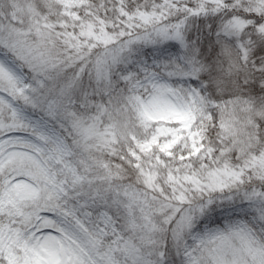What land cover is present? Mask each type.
<instances>
[{"label": "snow or ice", "instance_id": "1", "mask_svg": "<svg viewBox=\"0 0 264 264\" xmlns=\"http://www.w3.org/2000/svg\"><path fill=\"white\" fill-rule=\"evenodd\" d=\"M0 264H264V0H0Z\"/></svg>", "mask_w": 264, "mask_h": 264}]
</instances>
